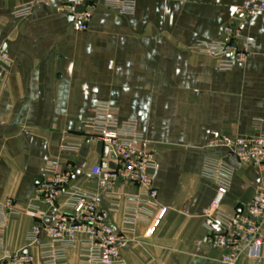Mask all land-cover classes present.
<instances>
[{"label": "crops", "instance_id": "crops-1", "mask_svg": "<svg viewBox=\"0 0 264 264\" xmlns=\"http://www.w3.org/2000/svg\"><path fill=\"white\" fill-rule=\"evenodd\" d=\"M243 1L135 0L132 14L101 3L79 31L58 0H0V48L10 58L8 65L0 61V203L13 198L38 214L0 217V264L19 252L41 264L39 243L47 237L41 232L31 243V230L37 222L53 224L57 209L64 210L36 191L48 161L70 165L76 185L103 192L91 174L104 162L96 146L84 139L76 151L63 148L67 135L84 134L83 121L101 102L117 119L136 120L142 146L157 156V206H140L143 221L133 227L125 222L128 199L141 194L135 184H116L119 196L105 194L101 204L126 237L125 262L226 264L207 241L210 231L221 230L212 203L219 200L223 211L234 213L252 199L263 171L208 142L264 133V11L242 25L252 40L244 62L222 69L218 58L193 47L218 41ZM26 3L30 13L16 17V6ZM209 156L233 169L224 195L203 176ZM162 208L167 211L149 234ZM65 264H81L77 248L68 250ZM236 264H264V248L259 255L243 253Z\"/></svg>", "mask_w": 264, "mask_h": 264}, {"label": "built area", "instance_id": "built-area-1", "mask_svg": "<svg viewBox=\"0 0 264 264\" xmlns=\"http://www.w3.org/2000/svg\"><path fill=\"white\" fill-rule=\"evenodd\" d=\"M59 11L71 18L73 27L79 31L88 28L93 12L102 3L107 8L123 14H132L135 0H58ZM31 4H21L14 9L16 17H26ZM264 11V0H244L238 5L229 23L222 28V36L216 42H201L193 48L219 59L222 69H230L235 63L244 62L248 56V46L252 40L242 34L241 28L248 17ZM0 61L8 65L9 54L0 48ZM113 107L105 102L97 105L95 114L83 121L85 132L80 138L67 135L64 149L76 151L81 141L103 142L109 147L104 159L106 165L97 163L91 174L98 179L103 192H93L74 183L70 165L63 167L58 160H50L46 165L47 177L37 186V194L45 202L58 204L51 225L42 226L37 222L29 235L32 243L38 241L43 232L47 239L39 244L41 264H65L70 249L79 250L81 264H127L122 256L125 235L108 219L101 204L104 195L118 197L114 189L120 182H129L141 189V194L128 199L129 209L125 216L127 225L133 227L143 221L145 213L140 206L156 207L158 190L153 185V173L157 168L154 150L142 146L143 137L136 120H119ZM211 147L226 148L239 162L251 164L263 171L260 184L252 199L234 213L221 209L219 200H214L211 215L220 223L221 230L210 231L207 241L215 249L222 251V261L236 264L243 253L260 254L264 248V133L252 136H222L208 142ZM111 155L114 158H111ZM113 163V167L109 164ZM233 169L220 158L207 157L203 166V176L216 183L220 195L230 186ZM63 201L60 202V199ZM167 209L162 208L153 225L148 229L153 234ZM30 213L38 216L31 206H21L13 198L0 203V217L13 213ZM4 221L0 220V226ZM35 257L30 252L7 254L2 264H32Z\"/></svg>", "mask_w": 264, "mask_h": 264}, {"label": "water", "instance_id": "water-1", "mask_svg": "<svg viewBox=\"0 0 264 264\" xmlns=\"http://www.w3.org/2000/svg\"><path fill=\"white\" fill-rule=\"evenodd\" d=\"M86 141L89 142V139H87ZM93 144L96 146V151L101 156H103L104 159H106L109 153V147L107 145H104L103 142H93ZM111 158H114V156L111 155ZM103 165H106L105 161L103 162ZM109 165L112 167L114 166L113 163H110Z\"/></svg>", "mask_w": 264, "mask_h": 264}, {"label": "rangeland", "instance_id": "rangeland-1", "mask_svg": "<svg viewBox=\"0 0 264 264\" xmlns=\"http://www.w3.org/2000/svg\"><path fill=\"white\" fill-rule=\"evenodd\" d=\"M236 8V7H235ZM235 10V9H234Z\"/></svg>", "mask_w": 264, "mask_h": 264}]
</instances>
